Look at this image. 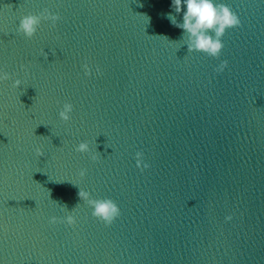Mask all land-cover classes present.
Here are the masks:
<instances>
[{"label": "water", "instance_id": "95a60500", "mask_svg": "<svg viewBox=\"0 0 264 264\" xmlns=\"http://www.w3.org/2000/svg\"><path fill=\"white\" fill-rule=\"evenodd\" d=\"M171 2L0 0V264H264V0H218L240 25L216 57ZM44 9L55 26L17 32Z\"/></svg>", "mask_w": 264, "mask_h": 264}, {"label": "clouds", "instance_id": "9594fccd", "mask_svg": "<svg viewBox=\"0 0 264 264\" xmlns=\"http://www.w3.org/2000/svg\"><path fill=\"white\" fill-rule=\"evenodd\" d=\"M171 7L174 10L166 13L165 17L170 23L183 30V43L187 45L188 52H200L209 56L216 57L220 54L223 44L221 37L229 28L240 25V19L227 5L218 2V0H172ZM181 15L182 20H178L177 16ZM60 17L56 14L44 9L39 15H26L20 19L17 32L22 33L28 38H32L41 21H50L53 26L57 23ZM186 37V39H185ZM227 66V61H224L219 66V71H223ZM85 74L91 75V69L87 65L83 66ZM10 75L3 70H0V82L10 79ZM22 81L15 79L13 81L14 88H20ZM73 105L64 103L58 115L60 120L68 122L71 119ZM76 152L81 154H90L91 148L87 141H82L75 148ZM44 153L40 148L36 149V155L42 156ZM93 161L96 160L95 155H91ZM137 166L148 168L149 165L143 160V154L136 153ZM86 169H82L79 173L81 177L86 175ZM79 198L82 199L91 209L93 216L104 221L106 225H111L112 222L119 217L120 211L117 205L107 199H94L88 191L80 190ZM226 221H231L232 217L225 218ZM56 217L50 220V223H55ZM68 225L75 224V218L68 215L64 220Z\"/></svg>", "mask_w": 264, "mask_h": 264}]
</instances>
